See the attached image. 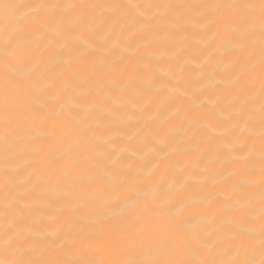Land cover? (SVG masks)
I'll return each instance as SVG.
<instances>
[{"label": "bare ground", "instance_id": "obj_1", "mask_svg": "<svg viewBox=\"0 0 264 264\" xmlns=\"http://www.w3.org/2000/svg\"><path fill=\"white\" fill-rule=\"evenodd\" d=\"M262 212L259 0H0V262L260 264Z\"/></svg>", "mask_w": 264, "mask_h": 264}, {"label": "snow or ice", "instance_id": "obj_2", "mask_svg": "<svg viewBox=\"0 0 264 264\" xmlns=\"http://www.w3.org/2000/svg\"><path fill=\"white\" fill-rule=\"evenodd\" d=\"M245 9H255L257 6L255 4H246L243 5ZM259 9H260V18H261V27L264 29V0H259ZM262 215H264V212H262ZM262 231H264V227H262ZM54 243V242H53ZM262 248H264V241H262ZM0 264H6V262H0ZM14 264H34L32 261H20V262H14ZM81 264H93L91 261H83ZM124 264H140L139 261L136 260H128L125 261ZM152 264H188V262L184 261H156L152 262ZM191 264H207V262L202 261H196L191 262ZM245 264H248V262H245ZM260 264H264V259L260 261Z\"/></svg>", "mask_w": 264, "mask_h": 264}]
</instances>
